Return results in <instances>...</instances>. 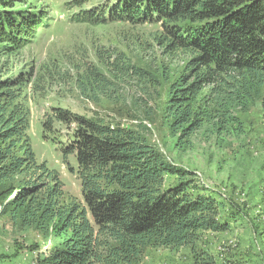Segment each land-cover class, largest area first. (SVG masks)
I'll use <instances>...</instances> for the list:
<instances>
[{
	"label": "trees",
	"instance_id": "obj_1",
	"mask_svg": "<svg viewBox=\"0 0 264 264\" xmlns=\"http://www.w3.org/2000/svg\"><path fill=\"white\" fill-rule=\"evenodd\" d=\"M91 1L100 3L74 15L78 24L158 26L154 41L161 53L187 59L173 81L167 73L162 108L167 129L179 140L189 142L209 124L218 133L234 124L238 130L234 110H247L257 98L264 106V0L75 2L83 7ZM26 4L0 0L1 218L53 239L38 264H142L149 249L181 248L190 250L192 264H219L199 244L208 233L231 231L230 219L243 216L241 207L234 204L237 212L224 215L223 203L194 173L168 163L141 132L53 109L40 124L43 138L55 124L74 126L61 151L76 162L80 202L67 199L58 173L38 161L29 104L38 74L31 67L18 69L17 61L49 19ZM124 62L119 58L108 66L116 68L115 79L136 75L157 92L163 88L160 71L155 75ZM94 79L84 83L85 92L111 90L109 81ZM168 175L178 183L167 188ZM28 249L37 252L38 246Z\"/></svg>",
	"mask_w": 264,
	"mask_h": 264
},
{
	"label": "rangeland",
	"instance_id": "obj_2",
	"mask_svg": "<svg viewBox=\"0 0 264 264\" xmlns=\"http://www.w3.org/2000/svg\"><path fill=\"white\" fill-rule=\"evenodd\" d=\"M75 1L27 0L25 5L40 10L49 19L17 61L18 69L31 67L38 74L37 91L30 93L29 97L31 137L38 161L58 173L67 199L80 202L81 183L72 172V168L77 169L76 162L73 156H65L61 151L74 126L55 124V131L46 133L44 139L40 124L53 113V109L61 108L73 115L103 120L106 124L117 123L139 131L168 163L193 172L198 183L206 186L223 203L224 215L237 212L234 204L241 207L243 216L238 218L239 222L230 219L231 224H235L232 231L219 236L208 233L200 247L215 256L220 264H264L262 98L252 101L247 110H234L233 114L240 122L238 130L234 124L228 132L218 133L209 124L200 128L189 142L179 140V134L173 135L167 129L162 108L169 89L167 73L173 81L187 59L177 55L166 58L161 53L154 41L158 26L78 24L74 15L96 8L100 2L91 1L79 7ZM119 58L155 75L160 71V78L165 81L163 88L157 92L147 84L148 80L136 75L115 79L116 68L108 66ZM117 63L122 68L123 64ZM88 71L99 72L101 76H92ZM94 78L109 81L111 90L85 92L84 83L89 84ZM177 183V176L168 175L165 187ZM52 240L35 230L21 231L13 227L6 218H1L0 208V264H38V257L46 255ZM32 245L38 246L37 252L29 251ZM184 250L190 252L187 248ZM159 264L168 263L160 261Z\"/></svg>",
	"mask_w": 264,
	"mask_h": 264
},
{
	"label": "crops",
	"instance_id": "obj_3",
	"mask_svg": "<svg viewBox=\"0 0 264 264\" xmlns=\"http://www.w3.org/2000/svg\"><path fill=\"white\" fill-rule=\"evenodd\" d=\"M240 216H235L232 218L239 222L238 219ZM235 223V222H234ZM238 224V223H237ZM235 228V224H231V231ZM210 236H214V234L209 233ZM216 236H219L218 234ZM215 236V237H216ZM219 251L221 256L224 255L221 251V246L219 247ZM184 254L187 256L184 257ZM160 261L167 262L168 264H192V256H190V252H186L184 248L179 250H170V249H149L146 252L145 259L142 264H159ZM220 264V263H219Z\"/></svg>",
	"mask_w": 264,
	"mask_h": 264
},
{
	"label": "bare ground",
	"instance_id": "obj_4",
	"mask_svg": "<svg viewBox=\"0 0 264 264\" xmlns=\"http://www.w3.org/2000/svg\"><path fill=\"white\" fill-rule=\"evenodd\" d=\"M240 264H249V263H240Z\"/></svg>",
	"mask_w": 264,
	"mask_h": 264
}]
</instances>
